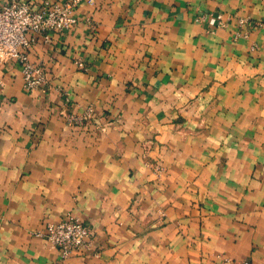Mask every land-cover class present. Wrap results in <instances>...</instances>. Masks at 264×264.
Wrapping results in <instances>:
<instances>
[{
	"label": "crops",
	"instance_id": "crops-1",
	"mask_svg": "<svg viewBox=\"0 0 264 264\" xmlns=\"http://www.w3.org/2000/svg\"><path fill=\"white\" fill-rule=\"evenodd\" d=\"M80 9L28 51L42 87L0 65V264H264V0ZM70 215L64 257L36 231Z\"/></svg>",
	"mask_w": 264,
	"mask_h": 264
},
{
	"label": "built area",
	"instance_id": "built-area-1",
	"mask_svg": "<svg viewBox=\"0 0 264 264\" xmlns=\"http://www.w3.org/2000/svg\"><path fill=\"white\" fill-rule=\"evenodd\" d=\"M83 1L93 4L96 0H0V65L18 60L25 87L30 91L42 87L49 79V71L45 65L33 62L28 51L40 35L50 39L52 33L63 35L79 24L83 19L80 11ZM211 22L225 26L228 20L223 13H218L211 17ZM245 22L247 20L241 18V23ZM0 84H3L1 77ZM90 112L71 118L83 120L91 116ZM36 233L46 236L53 247L61 249L63 256L68 257L75 250L92 248L90 240L94 232L79 216L70 215L60 221H48ZM227 261L229 264H255L251 259L228 258Z\"/></svg>",
	"mask_w": 264,
	"mask_h": 264
}]
</instances>
